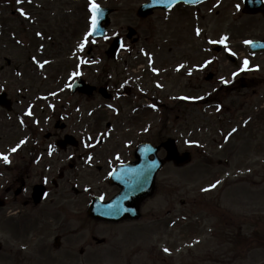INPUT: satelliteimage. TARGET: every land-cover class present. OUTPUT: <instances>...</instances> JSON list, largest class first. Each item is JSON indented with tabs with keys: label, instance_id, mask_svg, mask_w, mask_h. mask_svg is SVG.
Returning a JSON list of instances; mask_svg holds the SVG:
<instances>
[{
	"label": "rangeland",
	"instance_id": "rangeland-1",
	"mask_svg": "<svg viewBox=\"0 0 264 264\" xmlns=\"http://www.w3.org/2000/svg\"><path fill=\"white\" fill-rule=\"evenodd\" d=\"M95 1L117 10L112 15L108 39L100 41L92 40L91 37L87 41L84 39L91 26V15L85 8L90 1L32 0L29 3L28 0H22L18 3L12 0L11 6H6L5 0H0V33H10L3 41L0 36V92H8L16 101L14 113L0 109V153L9 155L10 164H13L7 167L0 160V197H6L5 186L21 165V152L10 153V149L28 134L19 121L22 95L39 91H63L72 74L86 71L82 68L84 64L88 68L85 76L91 81L99 77L103 68H107L114 82L119 65L106 60L105 52L115 36H124L128 28L132 27L142 39L139 45L165 46L164 49L174 53L176 60L168 55L160 56L162 65H168L164 69L166 74H162L161 79L155 77V82L156 86L159 84L165 90V95L157 92L156 98L152 100L131 101L129 110L138 117L135 126L124 133L114 129L111 132L113 140L149 138V141L157 143L171 136L178 139L183 151H191L194 159L185 168L170 166L161 174L162 190L144 207L145 218L140 223L127 225L136 227L88 225L85 214L74 215L69 210L67 235L82 237L79 244L75 245L76 252L91 236L96 235L99 238L107 237L113 245L91 247L92 252L102 254V260L91 264H264V150L258 148L264 142V118L252 123L255 113L261 114L257 112L259 105L264 106V82L257 89L260 95L254 96L253 92L247 91L245 97L241 94L239 98L233 99L238 107L246 103L245 110L238 116L252 118L247 149L249 160L244 161L241 156L238 157L240 162L236 164L220 166L217 160L225 156L222 155L224 152L219 154L220 150L213 144L212 133L220 115L232 117V114L230 116L224 112L230 101L224 100L223 111L218 113L212 101L218 98L214 94L221 83L218 81V84L217 79L215 82L205 81V76L212 70L219 79H232L236 88L245 85L246 80L243 78L248 75L241 72L239 76L232 77V73L240 71L242 66L228 62L226 48L221 54L211 52L216 44L209 41H219L227 36V48L236 53L234 57L242 64L244 59H251L245 41L264 37V15L243 16L240 11L243 0H218V13L211 14L209 8H203L201 18L195 10L179 6L170 12L156 11L150 18L141 19L137 16V10L147 0ZM21 10L30 19L21 16ZM16 11L17 16L12 17ZM66 25H72L70 31L62 28ZM196 28L201 30L200 36L195 34ZM26 29H29L30 35L22 33L21 30ZM18 31H21L19 37L11 36V33L19 34ZM34 32H43V35L52 32L57 38L56 48L52 49L41 39L39 41L47 45H42L36 51L19 45L15 40L22 38L25 45L27 38L35 42ZM80 41L86 47L85 52L84 48H80ZM90 48H93L91 56L87 54ZM65 55L69 56L67 67L56 69L49 65L42 70L36 69L42 63L46 66L47 58H63ZM30 56L34 59L32 63H29ZM78 56L80 65L74 73L76 61L72 60ZM6 59L11 60V67L7 66ZM208 59L213 61L211 66L196 71L197 66ZM132 61L136 63V55ZM181 63L186 68L182 69V73H177L175 66ZM253 63L261 66L264 75V57L259 56ZM188 70H192V76L187 75ZM180 95L204 97L182 100V121H178ZM104 104L100 100L90 106L91 114L94 113L90 119V137L93 139L106 133V122L113 121L111 112L101 109ZM110 104L114 108L117 102ZM148 104H154L155 109L150 110ZM136 106L140 109L132 112ZM165 117L169 122L166 125ZM96 123L98 127L95 130ZM253 126L257 129L253 130ZM148 127L151 131L146 134ZM225 129L229 130L230 126L226 124ZM244 145L240 143L241 147ZM244 150L239 151L240 155H243ZM216 181H220L216 188L209 192L202 191ZM45 209L46 205L35 210L26 209L17 215L0 209V241L4 245L0 252V264H63L48 255L51 250L55 254L54 240L59 234L57 227L66 215H60V222L53 221L52 218H45ZM151 212L155 213L154 221L150 218ZM157 220H164L165 223L160 224ZM147 224L150 227L142 226ZM115 244L119 249L125 247L121 251L125 253V259H110ZM165 247L170 250V254L163 251Z\"/></svg>",
	"mask_w": 264,
	"mask_h": 264
},
{
	"label": "flooded vegetation",
	"instance_id": "flooded-vegetation-1",
	"mask_svg": "<svg viewBox=\"0 0 264 264\" xmlns=\"http://www.w3.org/2000/svg\"><path fill=\"white\" fill-rule=\"evenodd\" d=\"M212 2L213 0H210L206 4L212 5ZM200 8L197 7L196 9L201 12ZM164 47L138 46L134 42L132 44H124L115 59L119 68L114 82H110L107 70L102 71L100 77L95 78L93 82L88 80L98 88H107L112 95L111 100L117 101L112 114L121 132L131 124L134 125L138 119L136 113H131L129 110L131 101L154 99L157 92L165 95L163 88L155 86L156 76L152 71L154 67L165 68L168 65H162L160 56L168 55L170 58L173 57L172 60H176L174 54L164 49ZM134 55L137 56L136 63L132 61ZM149 56L152 57L153 61L151 66L148 59ZM159 74L160 72H158ZM248 80L244 89L248 92H253L254 96L260 95L257 89L259 90L260 85L264 82V76L259 71H256ZM223 90L224 88L221 87L220 98L230 101L229 107L225 112L227 115L232 114V117L226 119L223 115H220L214 124L215 132L212 133V136L216 146L224 150L222 155L227 156L225 162L219 159L218 163L229 165L236 159L241 149H245L244 155H247L246 150L249 147L251 124L263 120L264 114L255 113L252 123L249 122V117L238 116L245 109L246 103L240 104V107H238V104L232 99L240 97L241 94L245 97V93H233L234 90H231L230 93H224ZM228 90L229 88H226V91ZM42 95L48 96V94ZM100 100L103 101L104 98L97 91L93 95L81 93L55 94V96L49 98V102L40 101L36 103V106L29 102L22 104L24 113L29 110L32 112L31 116H25V121L31 122L29 129L32 130L36 124L42 127L35 134L37 140L27 142L28 147L22 151L24 153L22 157L23 164L10 177L6 192L12 194V196L7 199L5 209L7 208L10 212L15 210L14 214L17 215L26 209L35 210L46 205L45 218H52V220L55 219L60 222V215H66L64 217L65 220L61 221L59 228L57 227L60 246L56 247L55 245L53 248L55 252L64 251L59 257L64 264H89L91 261L99 260L102 258V254L92 252L90 247H99L110 243L106 238H98L93 235L89 241L85 242V246L76 252L75 245L79 244L82 237L72 238L67 235L69 210L74 215H78V213L85 214V218L89 222L88 225L93 226L130 227L127 225L138 222L129 219L119 223L107 222L90 217L89 210L95 199H100L103 203H106L120 193V188L111 184L108 175L117 166L135 161V150L139 143L134 141L100 140L93 142L91 140H81L78 147H69L65 151L60 150L57 146L58 142L70 135V133L83 131L85 126L89 125V119L85 118L84 115L89 113L92 103ZM50 108L52 111L49 110ZM101 109L110 110L106 104ZM179 111L178 121H182V109ZM165 123L169 122L165 121ZM226 124L231 129H237L230 137L228 136L230 130L225 129ZM111 127V124L107 126L108 129ZM256 129L257 127L253 126V130ZM41 130H45L43 138L41 137ZM241 142L245 144L243 147L240 146ZM85 145L89 146L86 147ZM262 147H264V142H262V146H258L260 150ZM50 150L52 155L48 154ZM89 156L92 157V160L86 162ZM159 156L163 158L165 151L161 150ZM67 158L69 159L67 160ZM55 176H57V179H55ZM38 186H44L47 192L41 203L36 205L34 199L39 198V194L34 197V189ZM129 204L139 205V207L144 208L147 201L138 202V199H136L131 200ZM17 207L22 208V210ZM148 226L150 225L147 224L146 227ZM110 244L113 245L112 243ZM113 248L118 251L116 254L118 258H125V253L121 252L125 247L119 249L115 244ZM50 254L54 256L52 250Z\"/></svg>",
	"mask_w": 264,
	"mask_h": 264
},
{
	"label": "water",
	"instance_id": "water-1",
	"mask_svg": "<svg viewBox=\"0 0 264 264\" xmlns=\"http://www.w3.org/2000/svg\"><path fill=\"white\" fill-rule=\"evenodd\" d=\"M204 0H151V3L144 5L138 12V15L140 17L146 18L148 16H150L153 11L157 8H161V9H170L171 7H173L174 5L181 3V2H185L186 4H198L201 3ZM246 4L249 5H254L252 3V1L247 0ZM247 12V10H246ZM257 10H254L253 13H256ZM112 13L111 10H102L100 9V12L98 14V25L96 30L93 32V36L94 37H102L105 36L106 34V29L107 26L110 25V18L109 15ZM134 34V31H132V33L129 35V37H132ZM119 46V41H115L112 44V48L110 53L113 54L117 48ZM91 91V90H90ZM5 96L0 97V104L3 105L4 107H7L10 110V102H8ZM164 147L167 149L169 155L167 157V161L170 162H175L178 166H184L186 165L188 162H190L191 157L190 154L186 153L183 156H180L178 154V150L175 146V142L173 140H169ZM157 151V149H156ZM146 157H150V155H152V151H147L146 152ZM158 161H147L146 159H144L143 163L144 165L147 166V169L145 171V176H146V184H147V188L145 189V193L141 194L140 196H145V195H149L153 189V182H154V178L155 175L157 173V171L161 168V166L164 164V162L162 161V164H158ZM140 166V165H139ZM135 173V172H134ZM131 177V175H130ZM135 177V176H134ZM123 182L129 183V181L126 179V181L123 180ZM142 182L141 179V174L139 173L138 176V186L139 184ZM134 188V187H133ZM135 189H136V180H135ZM130 190H128L127 192H129ZM149 191V192H147ZM131 192V191H130ZM103 214L107 215V217L111 218V219H119L121 217V209L120 208H116L114 209H105L102 212Z\"/></svg>",
	"mask_w": 264,
	"mask_h": 264
},
{
	"label": "snow or ice",
	"instance_id": "snow-or-ice-1",
	"mask_svg": "<svg viewBox=\"0 0 264 264\" xmlns=\"http://www.w3.org/2000/svg\"><path fill=\"white\" fill-rule=\"evenodd\" d=\"M17 2L20 3V2H22V0H17ZM28 2L31 3L32 0H28ZM90 11H91V13H92V17H91V26H92V30L89 31V32L87 33V35L85 36V38H84L85 41H87L88 37H90V36L92 35V33L96 30L97 25H98V14H99V12H100V6L95 2V0H90ZM20 15L23 16L25 19H30V17L27 15V13H25L23 10L20 11ZM195 34H196L197 36H200V35H201V30H200L199 28H196V29H195ZM36 35L42 37V34L39 33V32H38ZM42 38H43V37H42ZM228 39H229V38H228L227 36H224V37H222L219 41H217V40H210L209 43H211V44H217V43L224 44V45H225V48H226V50L229 52V54H230L231 56H236V53L233 52V51H231V49L227 48V45L225 44V42H226ZM18 43H19V41H18ZM251 43H252V41H250V40L245 41V44H251ZM84 46H85V45H84L83 43L80 44V48H81V50H83ZM121 47L123 48V44L121 45ZM148 59H149L150 66H151V63L153 62V61H152V57L149 56ZM45 63H48V61H45ZM85 63H87V61H85ZM92 63H97V61H92ZM212 63H213V61H212L211 59L205 60L201 65L197 66L196 71H203L205 68H207V67H208L209 65H211ZM249 64H250L249 60H248V59H244L243 62H242V67L240 68V71H238V72H233V73H232V77H237V76L240 75L241 72H243V71H247V70H250V68H249ZM39 67L43 68V67H44V64H43V63L40 64ZM185 68H186V65L183 64V63H181V64H179V66L176 68V71L179 72L180 70L185 69ZM256 70H259V69L257 68ZM152 71L158 74V70H157V69L152 68ZM187 75H188V76H192V75H193L192 70H188ZM230 82H231V81H230L229 79H224L223 77L220 79V83H221V84H228V83H230ZM157 87H161V85L157 84ZM53 95H55V93H54ZM203 98H204L203 96H200V97L181 96V97H179V99H182V100H189V99H203ZM45 99H46V98H45ZM109 107H112V106L109 105ZM153 107H155V106L153 105ZM216 110H217V111H220V110H221V106H220V105H217V106H216ZM26 115L31 116V115H32L31 110H29V111L26 113ZM21 123H23V121H21ZM37 123H39V121H37ZM236 131H237V129H235V128L231 129V131L228 133V136L230 137V136H231L233 133H235ZM90 139H91V138H90ZM26 142H27L26 140H21V141L15 146V147H12V148L10 149V153H15V152H17V151L20 149V147H21L22 145H24ZM85 146L88 147L89 145H85ZM48 154H49V155H52L51 150L49 151ZM70 158H71V157H70ZM0 160H2L5 164H10V163H11V161H10V159H9V155H5V154H2V153H0ZM91 160H92V157L89 156V157L87 158V161H86V162H90ZM219 183H220V181H216L215 183L211 184L209 187H207V188H203L202 191H204V192H209V191H211L212 189L216 188V187L219 185ZM163 251H164L165 253H169V254H170V250H169L167 247H165V248L163 249Z\"/></svg>",
	"mask_w": 264,
	"mask_h": 264
}]
</instances>
